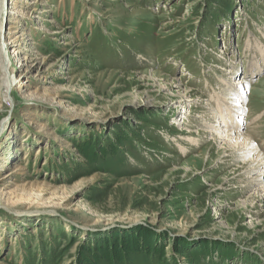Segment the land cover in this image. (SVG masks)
Listing matches in <instances>:
<instances>
[{"label": "rangeland", "instance_id": "obj_1", "mask_svg": "<svg viewBox=\"0 0 264 264\" xmlns=\"http://www.w3.org/2000/svg\"><path fill=\"white\" fill-rule=\"evenodd\" d=\"M13 1L0 264H264V176L202 133L214 107L264 155V0Z\"/></svg>", "mask_w": 264, "mask_h": 264}, {"label": "bare ground", "instance_id": "obj_2", "mask_svg": "<svg viewBox=\"0 0 264 264\" xmlns=\"http://www.w3.org/2000/svg\"><path fill=\"white\" fill-rule=\"evenodd\" d=\"M7 1H10V0H0V35H1V30L3 29V26H4L3 19H4L5 16H10L11 15V18L14 17L13 20L16 21L17 18H21L22 14H23L20 10L16 11L14 7H12L11 9H8V11H7L5 6H4L5 3L7 4ZM15 1L16 0H14L13 2H15ZM8 5H10L9 2H8ZM43 30L45 31V35H52V36L60 35L61 36V35L64 34V31L62 29L50 30L48 28H43ZM15 38L18 39L19 37H15ZM13 43H11V44H13ZM11 44L6 39H3V37L0 40V74H1L0 75L1 76L0 77L1 78L0 79V81H1L0 82V86L3 89L2 91H4L3 92V96L6 95V97H8L9 93L10 92L12 93L13 90L15 91V89L17 90V89L21 88L20 87L21 86V82L28 78V75L31 73L32 66H33V64L32 65H26L22 61L18 62L20 64V66L17 67L18 69H13V67H10V69L12 71H14V72L16 71L18 73V78L16 79L17 83H15L12 80L8 79V77H9L8 74L11 73V70L9 69L10 60L8 58H10V57H8V54H7L8 51L7 50L9 49V46ZM12 53H15L16 56H17L19 51L15 50ZM18 59H19V56H18ZM261 61L264 63V51H262V53H261ZM232 66H235V65H232ZM259 69H261V67L256 65V70L259 71ZM228 79L230 80V76H228L227 81H228ZM227 81H225V82H227ZM244 82H245L244 80H241V78H239L237 80H234L233 83H226V84L223 83V84H224V87H226L228 89H232V88L238 87V86L242 87L244 85ZM241 87L238 88V89H241ZM238 89H237V91L240 92L241 90H238ZM223 92H225V91L223 90ZM226 92H227V90H226ZM236 93H235V95H236ZM237 94H239V93H237ZM220 95L221 94H219V96ZM222 95H223V97L221 96L222 97L221 98L222 101L219 99L220 97L217 98L218 102H217L216 105H217L218 109L220 107H222L221 104L223 103V99H225L224 93ZM228 97H230V96H228ZM241 98L244 99L243 97H241ZM237 99L229 98V99H226V101H225V104H226V106H225L226 108L225 109L227 110V113L229 112V114L231 115V121H233L235 119V121H234L235 124H237L236 123L237 120L244 118V110H243L244 107L243 106L242 107L239 106L240 108L239 107L237 108L236 116L234 115V117H233V115H232L235 112V110L233 111V109H235V108L230 103H235L236 104L237 102H235V100H237ZM209 110H210L209 115L206 114L204 117H202L203 121H204L202 124L203 125H205V124L207 125V127L202 129V133H204L206 135V134L210 133V131H213L214 133H217V134H215L216 137L217 136H221L224 139H227L228 143L230 144L229 146H231V144L233 143V145H234V146L232 145L233 146V150H234L233 152L237 153L236 156L240 157L241 160L245 161V166L242 168V169L245 170V172H246L245 174L247 175V177L245 178V180H246L245 181V183H246L245 186H252V185L258 186V185H261L262 184L261 179L264 176V155H261V154H259L256 151V149L254 148V146L252 144V140L253 139H251L248 134L237 135L238 133H235V132L231 131L230 129H228V130L225 129L224 126L220 125L221 121H223L224 118L226 117V116H224L225 114H222V112H220V114H219V116H220L219 118L220 119H219V118L216 117L218 115H216L217 113H215L214 107L210 106ZM211 116L214 119H217L216 122H214V124H213V125H215V123H216L218 125V126H215V129H214L213 125H212V127H209V125H208L209 122H207V121H209V118H212ZM221 118H222V120H221ZM237 128H238V126H237ZM237 128L235 127L233 129H237ZM211 135H213L212 132H211ZM216 137H214V139ZM195 141L197 142V140H195ZM231 141H232V143H231ZM235 146H237V147H235ZM235 149H237V150H235ZM19 170L20 169H17L15 172H17ZM15 172H13V173H15ZM262 192H263V190L259 191V195L260 196H261ZM262 199H263V197H262Z\"/></svg>", "mask_w": 264, "mask_h": 264}, {"label": "trees", "instance_id": "obj_3", "mask_svg": "<svg viewBox=\"0 0 264 264\" xmlns=\"http://www.w3.org/2000/svg\"><path fill=\"white\" fill-rule=\"evenodd\" d=\"M89 256H91V255H89ZM89 256L88 255H84V257L87 259V260H91V258H89ZM91 257H93V255L91 256Z\"/></svg>", "mask_w": 264, "mask_h": 264}]
</instances>
